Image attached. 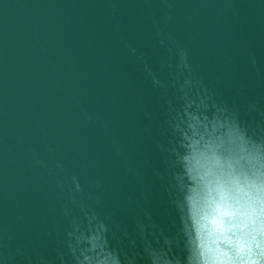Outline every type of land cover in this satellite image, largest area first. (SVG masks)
<instances>
[{"label":"water","instance_id":"95a60500","mask_svg":"<svg viewBox=\"0 0 264 264\" xmlns=\"http://www.w3.org/2000/svg\"><path fill=\"white\" fill-rule=\"evenodd\" d=\"M0 264H264V0H0Z\"/></svg>","mask_w":264,"mask_h":264}]
</instances>
